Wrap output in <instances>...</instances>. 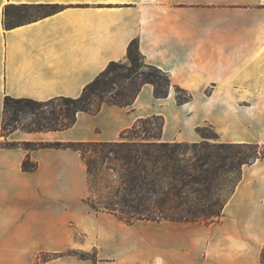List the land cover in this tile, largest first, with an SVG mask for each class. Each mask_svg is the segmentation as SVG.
<instances>
[{"label":"crops","instance_id":"obj_1","mask_svg":"<svg viewBox=\"0 0 264 264\" xmlns=\"http://www.w3.org/2000/svg\"><path fill=\"white\" fill-rule=\"evenodd\" d=\"M133 39L168 74L166 97L144 83L132 104L79 111L69 128L1 134L6 95L76 97L126 58ZM177 87L189 96L180 104ZM154 114L163 141H200L197 128L207 125L221 142L264 143V0H0V141L17 143L0 146V264H264V157L242 165L217 222L126 224L84 218L78 150L21 145L116 141ZM26 157L36 169H22Z\"/></svg>","mask_w":264,"mask_h":264},{"label":"trees","instance_id":"obj_2","mask_svg":"<svg viewBox=\"0 0 264 264\" xmlns=\"http://www.w3.org/2000/svg\"><path fill=\"white\" fill-rule=\"evenodd\" d=\"M144 83L153 85L154 97L167 96L168 74L145 62L138 41L133 39L127 46L125 61H110L76 97L37 100L6 95L1 134L7 135L18 128L26 131L69 128L76 122L79 111L93 114L103 103L132 104ZM175 98L180 104L189 96L177 87ZM11 103L13 114L8 121ZM18 112L25 117H17ZM158 119L160 122L155 124ZM163 123L162 115L138 118L116 141H39L21 145L27 149L78 150L92 192L84 202L95 212L111 214L126 224L139 219L206 224L219 221L225 203L240 180L242 165L264 157V143H211L206 136L195 142L163 141L160 140ZM200 130L198 127L197 132ZM16 145L0 141V146ZM244 147L250 151H244ZM21 166L23 170H34L37 164L26 157ZM232 173H235L233 180ZM60 254H41L38 258L43 261Z\"/></svg>","mask_w":264,"mask_h":264},{"label":"rangeland","instance_id":"obj_3","mask_svg":"<svg viewBox=\"0 0 264 264\" xmlns=\"http://www.w3.org/2000/svg\"><path fill=\"white\" fill-rule=\"evenodd\" d=\"M122 61H125V59L122 60ZM96 104H97V101L94 102V106ZM12 105L13 104L11 103L10 106H9L8 121H9V118L12 117V114H13ZM17 117L24 118L25 114L22 113V112H18V116ZM159 122H160V120L158 119L155 122V124H158ZM200 131H201L199 133L200 136H201L200 140H203V136H206L207 137V141H209L211 143L212 142H219L218 135L216 134L215 130L213 128H211L210 126H207V125L202 126ZM243 150L246 151V152L250 151L249 148H247V147H244ZM234 176H235V173L230 174V179L233 180ZM90 194H92V192H91V189L88 187L87 196H89ZM84 216H85L84 217L85 219H117L116 217H114V216H112L110 214L101 213V212H95L94 210L89 208L87 205H86V208H85V211H84ZM75 235H76V237L80 236L77 231H76ZM70 252H72V251H70ZM72 253L76 254V256L80 257V258L92 257L93 256V252L90 251V250L89 251L74 250Z\"/></svg>","mask_w":264,"mask_h":264}]
</instances>
